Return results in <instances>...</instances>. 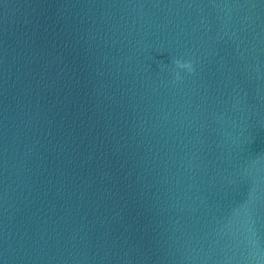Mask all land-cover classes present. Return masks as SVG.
<instances>
[{
    "label": "water",
    "instance_id": "water-1",
    "mask_svg": "<svg viewBox=\"0 0 264 264\" xmlns=\"http://www.w3.org/2000/svg\"><path fill=\"white\" fill-rule=\"evenodd\" d=\"M0 264H264V0H0Z\"/></svg>",
    "mask_w": 264,
    "mask_h": 264
},
{
    "label": "clouds",
    "instance_id": "clouds-1",
    "mask_svg": "<svg viewBox=\"0 0 264 264\" xmlns=\"http://www.w3.org/2000/svg\"><path fill=\"white\" fill-rule=\"evenodd\" d=\"M177 66L180 67V68H185V67H187V68H189V70H190V65H185V64H181L180 62H177Z\"/></svg>",
    "mask_w": 264,
    "mask_h": 264
}]
</instances>
